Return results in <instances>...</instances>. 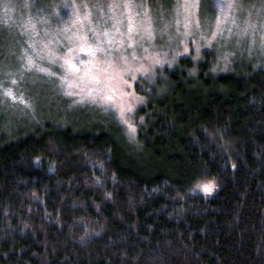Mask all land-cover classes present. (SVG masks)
Instances as JSON below:
<instances>
[{"label":"trees","instance_id":"16d2710c","mask_svg":"<svg viewBox=\"0 0 264 264\" xmlns=\"http://www.w3.org/2000/svg\"><path fill=\"white\" fill-rule=\"evenodd\" d=\"M213 63L136 81L134 138L0 97V264H264V67Z\"/></svg>","mask_w":264,"mask_h":264},{"label":"rangeland","instance_id":"374dc122","mask_svg":"<svg viewBox=\"0 0 264 264\" xmlns=\"http://www.w3.org/2000/svg\"><path fill=\"white\" fill-rule=\"evenodd\" d=\"M33 1L0 0V29L17 32L0 45L8 116L36 117L39 107L65 120L84 112L114 118L134 138L141 78L152 81L185 57L197 62L204 51L212 70L242 60L264 67V0ZM205 185L206 195L216 190Z\"/></svg>","mask_w":264,"mask_h":264},{"label":"snow or ice","instance_id":"6c2138e0","mask_svg":"<svg viewBox=\"0 0 264 264\" xmlns=\"http://www.w3.org/2000/svg\"><path fill=\"white\" fill-rule=\"evenodd\" d=\"M228 7H231V5L229 4ZM204 190L205 191H210V186L209 185H204Z\"/></svg>","mask_w":264,"mask_h":264},{"label":"clouds","instance_id":"9594fccd","mask_svg":"<svg viewBox=\"0 0 264 264\" xmlns=\"http://www.w3.org/2000/svg\"><path fill=\"white\" fill-rule=\"evenodd\" d=\"M51 170H53V171H54V169H51Z\"/></svg>","mask_w":264,"mask_h":264}]
</instances>
